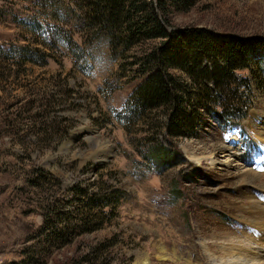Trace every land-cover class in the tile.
<instances>
[{"label":"rangeland","instance_id":"1","mask_svg":"<svg viewBox=\"0 0 264 264\" xmlns=\"http://www.w3.org/2000/svg\"><path fill=\"white\" fill-rule=\"evenodd\" d=\"M77 9L74 0H0V264H23L26 236L41 223L37 203L46 191L31 185L37 166L60 193L78 183L95 190L104 180L124 194L109 223L74 237L42 264L90 254L103 242L112 245L101 252L105 259L93 257L94 264H180L173 251L191 250L198 242L194 232L240 229L247 196L264 197V146L257 138L264 131V88L248 70L237 71L252 85L242 116L221 123L205 113L192 134L170 138L166 145L176 159L159 168L140 143L148 126L137 121L126 128L118 116L140 77L128 73L130 59L116 57L103 37L88 41L91 33L78 24ZM170 21L264 40V0H196L186 11L173 10ZM42 52L48 54L44 65ZM29 54L36 63L22 61ZM123 74L118 81L115 76ZM96 97L110 116L101 125ZM66 132L68 148L53 139L35 144L36 134L56 138ZM75 136L81 138L72 142ZM158 139L166 143L164 134ZM79 142L87 144L84 151ZM223 147L242 159L227 158ZM87 162L94 167L83 171ZM244 169L257 175L243 184ZM161 250L168 257L161 258ZM204 261L210 264L209 257Z\"/></svg>","mask_w":264,"mask_h":264},{"label":"trees","instance_id":"2","mask_svg":"<svg viewBox=\"0 0 264 264\" xmlns=\"http://www.w3.org/2000/svg\"><path fill=\"white\" fill-rule=\"evenodd\" d=\"M74 2L80 12L78 24L91 33L88 41L103 37L109 49L116 51V57L130 59L124 65L128 73L140 77L125 110L118 116L127 122L126 128L137 121L148 126L140 143L148 145L145 157L159 168L176 159L175 152L166 145L170 138L192 134L205 113L221 123L242 116L251 100L252 85L249 75L237 77V71L248 70L255 83L264 88V40L198 26H172L173 10L186 11L196 0ZM47 55L42 52L40 64L47 63ZM21 58L36 63L32 54ZM125 75L115 77L119 81ZM94 102L104 116L97 125L110 121L97 97ZM41 120L49 127L51 121L44 117ZM126 128L129 133L131 129ZM39 134L37 145L52 139L57 144L70 139L67 132L56 138L46 134L38 137ZM161 134L166 143L158 139ZM78 146L84 151L87 144L79 142ZM92 167L94 163L87 162L83 171ZM34 168L31 185L46 192L44 200L37 203L41 223L26 236L27 244L21 250L23 264H42L51 252L66 246L74 237L103 228L124 198L119 188L104 180L97 183L95 190L78 183L69 192L60 193L46 171L39 166ZM110 245L100 243L92 247L90 254H75L62 264H94L93 257H98V253L101 259L106 258L101 252Z\"/></svg>","mask_w":264,"mask_h":264},{"label":"bare ground","instance_id":"3","mask_svg":"<svg viewBox=\"0 0 264 264\" xmlns=\"http://www.w3.org/2000/svg\"><path fill=\"white\" fill-rule=\"evenodd\" d=\"M257 138L264 146V131L258 133ZM225 151H228L227 158L232 156L237 157V160L242 159L240 154L223 147L222 152ZM208 159L213 162L212 158L208 157ZM252 170H243L246 172L242 175L241 183L246 182L248 175H257ZM260 184L264 192V179H261ZM247 197L250 205L242 207L239 214L245 221L244 227L234 230L226 228L216 235L194 232L193 240L197 239L198 242L194 241L190 244L191 250L178 253L173 251L176 258L182 261L180 264H205L204 260H207V257L210 264H264V197L251 196V194ZM160 257H168V253L161 250Z\"/></svg>","mask_w":264,"mask_h":264},{"label":"water","instance_id":"4","mask_svg":"<svg viewBox=\"0 0 264 264\" xmlns=\"http://www.w3.org/2000/svg\"><path fill=\"white\" fill-rule=\"evenodd\" d=\"M81 138V136H75L74 138H73V140H72V142L73 141H76V140H78V139H80ZM88 139V138H87ZM71 145V142H70V140L69 139H67V140H65L63 143H62V145H61V147L63 148V149H65V148H68V146H70ZM95 157V156H94ZM94 161V160H93ZM95 163L96 162H98V161H94ZM97 164V163H96Z\"/></svg>","mask_w":264,"mask_h":264}]
</instances>
